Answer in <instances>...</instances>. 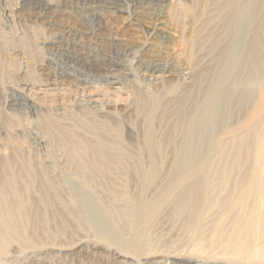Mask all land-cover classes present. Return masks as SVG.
<instances>
[{
    "label": "bare ground",
    "instance_id": "obj_1",
    "mask_svg": "<svg viewBox=\"0 0 264 264\" xmlns=\"http://www.w3.org/2000/svg\"><path fill=\"white\" fill-rule=\"evenodd\" d=\"M60 1L23 0L21 8L48 14ZM88 1L93 7L127 14V19L145 32L141 46L133 50L138 67L120 57L125 51L117 44L100 58L95 52H85L80 40L64 32L55 42L63 67L52 74L48 84L40 88L26 81L16 93L0 95V117H4L5 126L16 129L15 115L31 113L45 131L41 137L34 132L40 144L50 146L51 155L57 154L66 169L60 177L53 167L32 166L30 158L16 153L0 162V256L8 254L14 244L32 241L34 236L26 231L35 226L49 229L32 224L26 214L46 222L60 220L55 230L66 229L72 221L73 228L91 221L101 228V215L117 208L79 190L86 185L118 192L125 176L134 177L136 190L130 203L138 209L144 191L159 181L158 190L169 185L178 191L166 208L176 217H187L211 192L205 170L209 153L264 150V88L256 114L231 132L236 138L220 140L229 124L235 127L238 116L250 114L255 85L264 81V0ZM131 13L146 15V22L138 24ZM166 16L172 18L170 25ZM174 33L179 39L174 56L145 57L153 37L160 36L165 45ZM93 73H105L108 83L101 87L91 83L87 78ZM140 76L151 77L153 83L142 84ZM122 78H130V85ZM81 98L95 103L98 112L82 110L73 127L68 107ZM105 98L107 103L102 101ZM131 98L135 99L134 110L127 111V117L115 116L117 106L127 107ZM57 105L62 112L56 118L43 114L41 106L48 112ZM106 105L109 111L104 112ZM4 108L9 113H4ZM124 130L132 135V144H125ZM254 171L248 168L235 178L245 188L243 205L253 192V185L246 189V183ZM252 184H258L257 179ZM34 194L38 200L31 199ZM243 205L239 207L245 208ZM161 217L156 215L155 221Z\"/></svg>",
    "mask_w": 264,
    "mask_h": 264
},
{
    "label": "rangeland",
    "instance_id": "obj_2",
    "mask_svg": "<svg viewBox=\"0 0 264 264\" xmlns=\"http://www.w3.org/2000/svg\"><path fill=\"white\" fill-rule=\"evenodd\" d=\"M22 4L23 0H0V95L16 93L26 81H33L40 88L48 84L52 74L63 67L55 42L64 32L80 40L85 52H95L100 58L117 44L125 51L120 57L138 67V55L133 50L141 46V36L145 32L130 22L127 14L121 16L120 13L93 7L88 0H61L48 14L30 7L21 8ZM131 16L133 20H139L138 24L147 20L146 15L131 13ZM164 20L167 25L172 22L169 16ZM176 36L174 33L167 37L165 45L160 43V36L153 37L152 45L144 51L145 57L148 59L157 55L170 59L178 45ZM93 74L88 76V81L100 87L106 84L105 73ZM150 79L140 76L144 85L152 84ZM122 81L130 85V78L128 81L122 78ZM263 88L264 81L256 83V97L250 114L238 116L235 127L233 123L229 124L220 137L221 141L236 138L231 132L241 129L245 120L256 114ZM80 100L68 107L73 127L80 120L82 110L98 112L95 103ZM55 107L49 108L48 112L43 106L41 109L43 114L56 118L62 111L60 105ZM134 108L135 99L131 98L127 107L117 106L115 116L127 117V111L132 112ZM103 111H109V106L106 105ZM3 112L9 113L5 108ZM15 116L19 126L16 129L6 127L4 117L3 120L0 117V162L15 153L22 154L30 158L32 166H51L54 174L64 176L66 169H63V164L61 166L57 154L51 155V147L40 144L38 136L41 137L45 131L39 122L28 111ZM34 132L40 134L36 136ZM130 135V132L123 131L125 144H132ZM243 153L218 155L211 152L207 155L205 170L211 192H207L209 194L202 206L187 214L188 219L186 216L176 217L172 210L170 212L166 208L178 191L169 185L158 190L159 181L144 191L141 207H132L130 202L136 190L135 178L130 179L127 175L121 181L122 185L118 186L121 187L118 192L108 186L97 188L86 185L82 187L85 190L79 188L96 195V201L106 202V205L111 203L117 208L101 215V228L95 227L92 221V224L84 222L81 227L76 225L73 228L72 221L66 229L55 230L60 220L58 223L46 222L34 214H26L32 224L45 225L49 231L37 229V226L32 231H26L34 236L32 241L11 246L8 254L0 256V264H264V150ZM248 168L255 170L249 176V184L246 183V189L253 185V192L248 204L243 205L247 196L242 190L244 187L241 188L235 178L241 177ZM256 179L258 184H252V180ZM140 186L137 185V189ZM31 199L38 200L39 197L34 194ZM241 205L245 208L239 207ZM43 209L45 211V206ZM159 214L162 217L155 221V216ZM83 240L85 242L80 244ZM17 248L16 252L14 249Z\"/></svg>",
    "mask_w": 264,
    "mask_h": 264
}]
</instances>
